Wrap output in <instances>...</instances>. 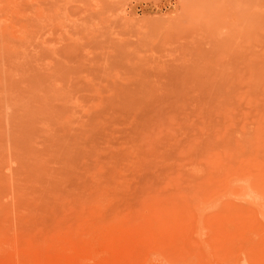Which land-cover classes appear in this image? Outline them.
<instances>
[{"label": "rangeland", "instance_id": "rangeland-1", "mask_svg": "<svg viewBox=\"0 0 264 264\" xmlns=\"http://www.w3.org/2000/svg\"><path fill=\"white\" fill-rule=\"evenodd\" d=\"M0 264H264V0H0Z\"/></svg>", "mask_w": 264, "mask_h": 264}]
</instances>
